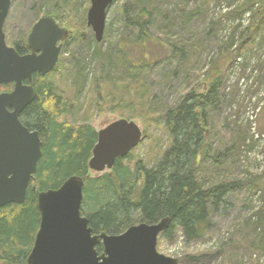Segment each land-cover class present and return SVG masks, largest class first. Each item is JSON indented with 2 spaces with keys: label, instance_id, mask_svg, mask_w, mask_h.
I'll return each mask as SVG.
<instances>
[{
  "label": "rangeland",
  "instance_id": "374dc122",
  "mask_svg": "<svg viewBox=\"0 0 264 264\" xmlns=\"http://www.w3.org/2000/svg\"><path fill=\"white\" fill-rule=\"evenodd\" d=\"M43 1L11 0L4 25L6 41L20 46L32 24L47 14L65 27L69 38L65 41L55 71L46 78L52 88L68 101L67 112L59 120L71 126L88 124L97 132L121 118L110 110L116 95L109 82L115 75L114 56L108 65L94 54L93 44L96 42L91 29L86 26L90 0H73L76 8H65L63 12L53 3L64 0H52L44 5ZM125 1L114 0L107 8L103 39L97 43L101 54L111 51L118 55V48L114 50V41L120 33L124 37L130 33H125L122 27L124 18L120 15ZM41 2L48 13L41 7L37 11ZM238 2L151 0V6L147 8L158 11L155 24L160 26L155 29V35L154 32L151 34L147 46L153 61L150 67L139 70L141 82L130 86L129 96H124L131 104L124 110L130 113L142 131L140 142L124 162L131 167L139 164L151 168L168 149L171 140L157 116L144 112L141 115L137 102L131 100L134 98L133 91L144 87L159 105L172 106L192 87L202 90L205 86L204 73L216 52L221 53L215 56L218 60L226 59L223 66L225 80L220 87L222 96H229L226 103L222 100L216 113L211 115L212 120L207 127L211 133L208 142L211 148L226 153L220 158L210 155L202 161L199 174L205 178L202 180L206 186L209 185V178L214 181L219 179L218 182L231 183L233 190L227 194L225 202L222 201L211 212L209 228L201 240L185 244L183 233L178 228L169 240L161 235L158 237V252L168 255L177 248L178 252L173 254L178 257V264H194L183 260L184 256L193 254L203 255L201 262L196 264H264V43L242 50L238 47V38L231 47L227 43L233 25L245 21L248 16L246 13L229 14L237 13ZM48 5L52 10L47 8ZM196 10L200 12L198 15L189 16ZM139 52L138 46L134 47L128 52L129 59L136 60ZM76 69L87 75L81 92L73 89L75 78H70ZM108 172L89 173L90 177L96 178Z\"/></svg>",
  "mask_w": 264,
  "mask_h": 264
},
{
  "label": "trees",
  "instance_id": "16d2710c",
  "mask_svg": "<svg viewBox=\"0 0 264 264\" xmlns=\"http://www.w3.org/2000/svg\"><path fill=\"white\" fill-rule=\"evenodd\" d=\"M238 1L237 13L229 14L246 13L248 16L246 22L233 25L227 43L231 47L238 38L240 50L252 49L257 44L264 43V0ZM51 2L52 0H44L43 5ZM150 3L151 0H126L122 4V27L126 30L125 33H130L125 37L120 33L114 41V50L117 51L118 48V55L111 51L101 54L99 45L93 44L94 54L108 65L112 55L114 56L115 75L109 82L116 95L114 106L110 110L121 118L132 119L130 113L124 110L131 106L124 96L130 93V86L141 82L138 78L139 70L150 67L153 61L147 46L151 41V34L154 32L155 35V29L160 26L155 24L158 11L147 8ZM53 4L61 12L65 8H76L73 0ZM43 5L41 2L37 11ZM51 6L48 5L47 8L52 10ZM47 10L43 8L46 13ZM199 13L196 10L189 16ZM247 45H250L249 48H244ZM136 46L140 56L136 60H130L128 52ZM219 54L221 53L214 54L206 68L205 86L202 90L192 87L172 106L159 105L153 96L146 93L144 87L133 91L134 98L131 100L137 102L141 115L144 112L158 117L170 137V145L151 168L139 164L131 167L124 162L129 159L128 154L117 159L110 172L96 178L90 177L87 166L96 141V132L88 124L71 126L59 120L67 112V99L52 88L46 77L35 76V98L20 115L22 123L39 132L43 142L42 158L38 162L32 185L38 191H45L56 189L72 175L82 177L84 186L81 214L88 219L93 233L117 235L134 224H152L168 217L170 224L162 232V238L171 239L176 228L181 229L187 245L204 238L209 228L211 212L222 201L225 202L227 194L233 190L231 183L218 182L219 179L215 180L216 183L209 178V185L206 186L203 184L205 178H201L199 174V164L202 161L210 158V155L220 158L226 153L211 148L208 143L211 133L207 130L212 120L211 115L216 113L222 100L226 103L229 96H222L221 92L220 86L226 75L223 68L226 59L218 60L215 56ZM110 68L112 70L111 66ZM86 77L81 69L74 70L70 76L72 80L75 78L73 89L81 92ZM10 88V85L1 86V90ZM119 95L121 98H118ZM116 97L118 99L115 100ZM231 150L235 151L233 148ZM218 163L219 160L216 164ZM31 187H28L22 204L0 207L2 264H26L40 220L36 192ZM255 228L256 225L253 226ZM96 251L101 253L102 245H97ZM201 258L203 255L193 254L184 256L183 260L196 264L201 262Z\"/></svg>",
  "mask_w": 264,
  "mask_h": 264
},
{
  "label": "water",
  "instance_id": "95a60500",
  "mask_svg": "<svg viewBox=\"0 0 264 264\" xmlns=\"http://www.w3.org/2000/svg\"><path fill=\"white\" fill-rule=\"evenodd\" d=\"M113 0H90L86 26L99 43L103 39L106 10ZM10 0H0V85L13 84L0 92V207L22 204L28 185L42 158V140L20 122V114L35 98L32 73L46 75L56 64L59 47L68 32L50 17L32 27L27 43L32 54L19 55L7 46L3 26ZM41 51L39 56L34 52ZM26 81V84L23 82ZM141 138L132 120L117 119L97 131V141L87 163L90 171L111 170ZM83 180L72 175L56 189L36 190L40 214L38 230L26 264H178L177 258L157 251V238L169 224L168 217L156 223L140 222L117 235L93 233L81 214ZM102 245V252L96 246Z\"/></svg>",
  "mask_w": 264,
  "mask_h": 264
},
{
  "label": "flooded vegetation",
  "instance_id": "af4514ba",
  "mask_svg": "<svg viewBox=\"0 0 264 264\" xmlns=\"http://www.w3.org/2000/svg\"><path fill=\"white\" fill-rule=\"evenodd\" d=\"M56 21V20H55ZM34 24V23H33ZM33 24H32V26H33ZM56 24L60 27V28H62V26H60L59 24H58V22L56 21ZM32 26H31V28H30V30H29V32L27 33V35H26V38L23 40V42H22V44L19 46L18 44H14V45H12V44H8L9 46H12V47H14L15 48V50H16V52L19 54V55H27V54H32V50L29 48V46H28V43H27V38H28V35H29V33H30V31H31V29H32ZM70 35V34H69ZM67 39V38H66ZM66 39H63V41H58L56 44H55V47H59V52H58V57H57V62H56V64L54 65V67L46 74V75H42L40 72H34V73H32V79H33V88H34V77L35 76H37V75H39V76H41V77H48V75L49 74H51L52 72H54L55 71V68H56V66H57V64H58V62H59V58H60V56H61V53H62V50H63V47H64V44H65V41H66ZM34 54L36 55V56H39L40 54H41V51H37V52H34ZM24 84H26V81H24L23 82ZM11 85V88H12V86H13V84H10ZM11 88L9 89V90H7V91H10L11 90ZM34 91H35V88H34ZM34 100V99H33ZM31 104V103H30ZM24 124V123H23ZM25 125V124H24ZM26 126V125H25ZM27 127V126H26ZM30 129V128H29ZM31 131H34V130H32V129H30ZM36 131V130H35ZM39 133V132H38ZM28 186H33L32 185V181H30V183H29V185Z\"/></svg>",
  "mask_w": 264,
  "mask_h": 264
},
{
  "label": "bare ground",
  "instance_id": "6f19581e",
  "mask_svg": "<svg viewBox=\"0 0 264 264\" xmlns=\"http://www.w3.org/2000/svg\"><path fill=\"white\" fill-rule=\"evenodd\" d=\"M24 108H25V107H24ZM23 110H24V109H23ZM23 110H22V111H23ZM21 113H22V112H21ZM119 119H126V118H119ZM126 120H129V119H126ZM131 120H132V119H131ZM132 121H134V120H132ZM134 122H135V121H134ZM135 123H136V122H135ZM136 124H137V123H136ZM137 125H138V124H137ZM139 128H140V127H139ZM140 130H141V129H140ZM98 131H99V130H98ZM141 138H142V131H141ZM141 138H140V140H141ZM96 141H97V132H96ZM96 141H95V143H96ZM139 142H140V141H139ZM42 143H43V142H42ZM95 143H94V145H95ZM42 145H43V144H42ZM94 145H93V146H94ZM137 145H138V144H137ZM137 145H136V146H137ZM92 148H93V147H92ZM91 151H92V149H91ZM88 161H89V160H88ZM77 176H78V175H77ZM81 178H82V177H81ZM86 178H87V176H86ZM87 179H88V178H87ZM65 180H67V178H66ZM65 180H64V181H65ZM82 180H83V178H82ZM31 181H32V180H31ZM64 181H63V182H64ZM63 182H62V183H63ZM83 185H84V180H83Z\"/></svg>",
  "mask_w": 264,
  "mask_h": 264
}]
</instances>
